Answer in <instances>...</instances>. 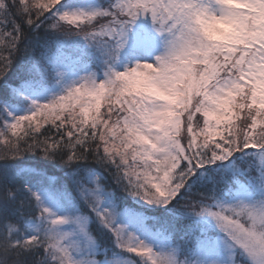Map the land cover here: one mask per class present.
Listing matches in <instances>:
<instances>
[{"label": "snow or ice", "instance_id": "obj_1", "mask_svg": "<svg viewBox=\"0 0 264 264\" xmlns=\"http://www.w3.org/2000/svg\"><path fill=\"white\" fill-rule=\"evenodd\" d=\"M0 264H264V0H0Z\"/></svg>", "mask_w": 264, "mask_h": 264}]
</instances>
